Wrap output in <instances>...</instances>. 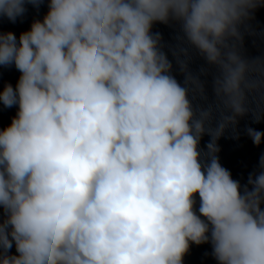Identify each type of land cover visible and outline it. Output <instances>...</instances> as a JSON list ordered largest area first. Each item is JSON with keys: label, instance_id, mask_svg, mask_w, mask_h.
Instances as JSON below:
<instances>
[{"label": "clouds", "instance_id": "1", "mask_svg": "<svg viewBox=\"0 0 264 264\" xmlns=\"http://www.w3.org/2000/svg\"><path fill=\"white\" fill-rule=\"evenodd\" d=\"M42 3L0 0V17ZM47 3L18 41L0 32V66L21 73L0 90L18 105L0 129V264H182L189 242L218 264H264V156L242 187L217 155L239 118L264 116L249 99H264V57L244 55L241 30L264 0ZM157 22L179 28L183 84ZM190 48L217 70L211 99Z\"/></svg>", "mask_w": 264, "mask_h": 264}, {"label": "water", "instance_id": "2", "mask_svg": "<svg viewBox=\"0 0 264 264\" xmlns=\"http://www.w3.org/2000/svg\"><path fill=\"white\" fill-rule=\"evenodd\" d=\"M260 109H264V99H261L258 113ZM252 128L264 133V116H262L259 122L254 120ZM261 156H264V140H262L259 146H256L252 139L248 137L247 144L235 177V180L239 181L242 187L247 185L250 174L259 171L258 165ZM262 207H264V205H262ZM209 264H218V261L214 258L212 253Z\"/></svg>", "mask_w": 264, "mask_h": 264}]
</instances>
